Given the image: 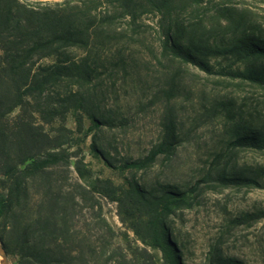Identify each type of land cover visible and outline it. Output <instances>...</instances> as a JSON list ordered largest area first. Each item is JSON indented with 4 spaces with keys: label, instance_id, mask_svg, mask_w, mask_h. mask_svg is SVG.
<instances>
[{
    "label": "trees",
    "instance_id": "16d2710c",
    "mask_svg": "<svg viewBox=\"0 0 264 264\" xmlns=\"http://www.w3.org/2000/svg\"><path fill=\"white\" fill-rule=\"evenodd\" d=\"M210 1L0 0V239L7 253L17 256L16 264H103L104 235L76 229V217L90 208L87 200L95 192L119 208L124 204L123 222L159 250L166 264H182L167 217L188 203L197 185L185 195L167 184L147 187L133 179L126 186L109 179L68 182L70 131L64 124L46 125L64 121L70 112L86 115L91 149L107 166L146 170L162 154L171 158L180 142L178 122L165 108L175 86L152 95L166 110L156 142L143 156L117 160L101 133L126 121L109 105L119 80L139 76L142 66L166 69L176 63L264 88V26L255 24L247 9L222 5L225 0L213 5L224 24L209 26L200 9ZM148 30L156 33V43L147 38ZM215 56H234L242 66L212 70L206 59ZM227 111L235 135L208 174L223 186L260 187L256 175L231 163V155L237 147L263 149L264 130L247 122L240 107ZM75 166L82 176L79 162ZM225 260L210 264H242Z\"/></svg>",
    "mask_w": 264,
    "mask_h": 264
},
{
    "label": "rangeland",
    "instance_id": "374dc122",
    "mask_svg": "<svg viewBox=\"0 0 264 264\" xmlns=\"http://www.w3.org/2000/svg\"><path fill=\"white\" fill-rule=\"evenodd\" d=\"M225 1L222 5L237 7L239 11L247 9L256 20L255 24L264 26V3ZM217 2L220 0H211L200 9L204 23L209 26H217L218 21L224 24L214 12L213 5ZM146 22L153 21L149 18ZM146 36L156 43L157 35L153 30H148ZM140 50L143 52L142 48ZM146 53L149 59L148 49ZM206 60L212 70L228 65L234 69L242 66L234 56ZM174 64H167L166 69L156 63L149 69L142 66L139 76L119 80L109 105L123 114L126 121L122 126L101 133L115 159L145 155L159 137L161 116L166 111L161 98L153 100L152 95L160 87L174 85L175 90L165 106L177 120L181 135L172 157L162 154L146 170L109 167L91 149L92 133L86 132L90 120L86 115L70 112L64 121L46 125L48 129H56L64 124L70 131L72 156L65 172L67 181L92 185L96 179H109L115 185L126 186L127 181L133 179L147 187L160 188L159 183L167 184L187 191L185 195L197 185L188 203L175 208L167 217L171 240L182 264L221 263L227 258H235L242 264H264V148L237 147L231 155V163L234 161L240 172L256 175L260 187L223 186L208 174L218 153H227L231 148L235 132L233 119L227 111L229 107H240L247 122L264 130V88L213 71L208 73L194 65ZM219 159L223 160L222 156ZM76 162H79L82 176L76 170ZM87 205L90 208H83L81 215L76 217V229L85 231L87 236L88 231L104 235L103 264H166L159 250L143 243L123 222L120 211L125 209L124 204L119 208L117 202L95 192ZM87 239L92 241L94 237ZM109 250H113L111 256ZM9 258L13 264L17 263L14 253H9Z\"/></svg>",
    "mask_w": 264,
    "mask_h": 264
},
{
    "label": "water",
    "instance_id": "95a60500",
    "mask_svg": "<svg viewBox=\"0 0 264 264\" xmlns=\"http://www.w3.org/2000/svg\"><path fill=\"white\" fill-rule=\"evenodd\" d=\"M40 1H62V0H40ZM0 264H13L11 259L9 258V254L7 253L1 239H0Z\"/></svg>",
    "mask_w": 264,
    "mask_h": 264
}]
</instances>
